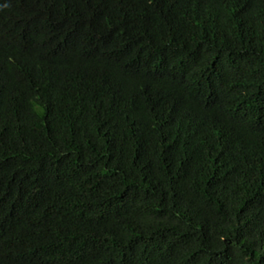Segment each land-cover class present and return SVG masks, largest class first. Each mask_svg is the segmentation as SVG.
I'll use <instances>...</instances> for the list:
<instances>
[{
    "label": "trees",
    "instance_id": "trees-1",
    "mask_svg": "<svg viewBox=\"0 0 264 264\" xmlns=\"http://www.w3.org/2000/svg\"><path fill=\"white\" fill-rule=\"evenodd\" d=\"M0 264H264V0H0Z\"/></svg>",
    "mask_w": 264,
    "mask_h": 264
}]
</instances>
